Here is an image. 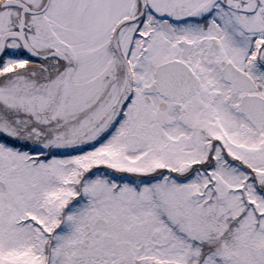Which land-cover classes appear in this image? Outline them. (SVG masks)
Wrapping results in <instances>:
<instances>
[{
	"label": "snow or ice",
	"instance_id": "6c2138e0",
	"mask_svg": "<svg viewBox=\"0 0 264 264\" xmlns=\"http://www.w3.org/2000/svg\"><path fill=\"white\" fill-rule=\"evenodd\" d=\"M0 264H264V0H0Z\"/></svg>",
	"mask_w": 264,
	"mask_h": 264
}]
</instances>
